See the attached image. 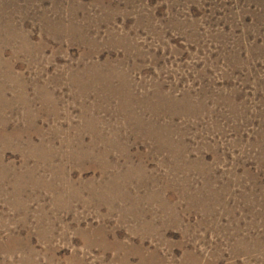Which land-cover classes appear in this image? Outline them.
<instances>
[{"label":"rangeland","instance_id":"374dc122","mask_svg":"<svg viewBox=\"0 0 264 264\" xmlns=\"http://www.w3.org/2000/svg\"><path fill=\"white\" fill-rule=\"evenodd\" d=\"M0 264H264V0H0Z\"/></svg>","mask_w":264,"mask_h":264}]
</instances>
